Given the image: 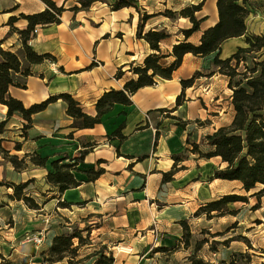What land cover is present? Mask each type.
I'll list each match as a JSON object with an SVG mask.
<instances>
[{
    "label": "crops",
    "instance_id": "0c3cea01",
    "mask_svg": "<svg viewBox=\"0 0 264 264\" xmlns=\"http://www.w3.org/2000/svg\"><path fill=\"white\" fill-rule=\"evenodd\" d=\"M55 1L58 5L65 4L61 22L38 26L36 35L29 40V44L39 53L54 54L57 60L33 64L32 73L25 79L26 85H11L9 92L23 101L26 107L40 103L51 95L69 92L81 103L84 111L91 115L97 114L96 103L105 91L122 89L127 81L136 79L138 75L130 68L143 64L145 57L155 52L144 38L137 37L140 5L148 9L147 5L154 2L157 6L156 12H147L153 16L146 23L161 16L170 20L172 18L163 12L166 9L177 11V8L171 6L173 0H139L138 8L129 6L118 10L111 7L115 0L97 1L88 10H72L73 5L67 6L70 0ZM200 2H204L200 12H205L201 16L205 19L201 23V29L189 38L195 44L200 42L203 30L218 20L217 0H199L198 3ZM98 3L101 5L95 7ZM46 7L43 0H0L2 46L13 51L23 47L19 34L11 32V25L8 24L11 16L39 12ZM207 8H216V18L208 24L210 17ZM173 20L171 22H175ZM27 24V20L23 18L15 22V26L20 29L26 28ZM159 27L168 29L169 26L163 24ZM152 28L156 26L147 30ZM196 36L197 39H194ZM237 38L239 37L227 40L223 49L229 41ZM183 39L182 31L169 32V36L161 42L162 53H169L173 44ZM165 41L168 42L163 45ZM213 57L214 54L199 57L187 53L171 79L157 77L154 85L141 87L131 96V104L116 103L102 117V122L91 128L75 127L74 118L67 113V104L62 99L51 102L44 110L32 115V121L26 129L27 135H23V126L28 121L20 112H15L8 119L5 131L0 133L2 144L11 154L23 157L27 153L37 152L41 156H47L49 160L46 167L29 162V166L21 171L14 166H7V169H11L10 176L15 178L11 182H26L42 175L43 180L51 186L49 192L54 195L53 199L59 203L68 202L70 205L66 209L74 217H101L100 225L93 231H98V239L103 241L102 244L108 243L115 235L119 240H127L126 227L137 226V236L134 238L142 245L141 251L147 250L149 246L156 256L167 253L171 264L177 262V259L184 264H192L189 259L195 252V230L192 223L195 224L204 216H196V211L207 202L232 193L231 190L222 189L223 183L237 182L242 188L238 180L212 178L213 173L208 177L201 167L213 159H219L218 167L225 166L219 156L201 155V152L214 150L205 139L206 135L213 132L205 134L201 140L190 137L189 128H184L181 124L182 121L188 122L200 117L196 101L186 96L188 90L183 87L181 80L199 72L205 59H210L212 64ZM173 60V56H166L161 59V63L169 65ZM120 69L123 70V75L117 77L116 73ZM180 94L182 99L178 104ZM229 106L231 120L228 124L235 114L231 96ZM191 109H195L197 114L183 115L185 112L191 113ZM7 112L8 107L0 102V122L7 118ZM122 124L121 133L124 137H109ZM17 143L21 144L20 149L15 148ZM194 143L199 145V151L193 149ZM81 152H84V159L79 161L78 170L75 171V176L80 181L78 186L62 193L47 182L46 176L48 170L52 169V160L66 158L65 161H70ZM90 168L103 169V172L91 181L86 173ZM173 168L176 170L174 178L163 182V172ZM13 202L20 204L22 200L12 199L11 202H6V206L11 207ZM159 203L162 204L160 208ZM182 220L188 221L193 232V239L188 247L183 241ZM155 224L166 226L164 230L167 234L156 236L152 228ZM92 238L96 241L93 235ZM107 245L115 253L113 264H117L119 247ZM161 247L167 249L164 251ZM122 263L137 264V250L127 253Z\"/></svg>",
    "mask_w": 264,
    "mask_h": 264
},
{
    "label": "trees",
    "instance_id": "16d2710c",
    "mask_svg": "<svg viewBox=\"0 0 264 264\" xmlns=\"http://www.w3.org/2000/svg\"><path fill=\"white\" fill-rule=\"evenodd\" d=\"M47 7L39 12L19 16H11L8 24L11 25V32H17L22 40L21 50L13 51L5 49L2 46L3 40H0V102L8 107L7 118L0 122V133L5 131L8 119L15 113L20 112L28 121L24 124L26 129L32 121V115L44 110L51 102L62 99L67 104V113L74 118V126L79 128H91L102 122V117L109 112L116 103L131 104V96L141 87L154 85L157 77L171 79L173 73L178 69L187 53H192L199 57H207L214 54L212 64L214 67L228 77V87L232 90L231 103L234 107V117L230 124L217 128L213 133L206 135L205 139L214 150L201 152L204 157L219 156L224 167H218L214 170L212 178H222L228 180H238L245 191L250 192L261 185V188L252 195L258 200L264 196V35L248 34L247 18L252 13L253 2L255 0H217L218 20L217 22L203 30L200 42L195 44L189 41V38L201 29V23L205 17H198L197 13L203 8L204 2L192 4L182 8L179 11L166 9L163 14L175 18L178 15L184 16L191 21L189 28L182 30L184 39L174 43L172 50L162 53L161 42L169 36L165 28L150 29L144 31L145 23L153 16L144 14L141 17V23L138 26L137 37L144 38L151 48L155 50L145 57L143 64L132 66L131 70L138 75L126 82L122 89H110L105 91L96 103L97 114L91 115L84 111L81 103L69 92H62L51 95L40 103H35L26 107L23 101L13 97L10 92L11 85L25 86V79L32 73L33 64L45 61H56L57 57L50 53L37 52L30 44L29 40L36 35L38 26H45L61 22V16L66 9L65 4L58 5L55 0H43ZM80 6L71 7L72 10L89 9L93 3L102 0H77ZM139 0H115L111 7L114 10L123 7L134 6L138 8ZM27 20V27L20 29L15 26L19 19ZM246 36V44L238 46L236 50L228 57H222L223 44L235 37ZM173 56L174 60L169 65H164L160 61L163 57ZM197 75L199 72L196 73ZM188 79H182L184 88L192 86L197 75ZM123 75V70L116 73L117 77ZM181 95L177 98V103H181ZM119 126L109 137L123 138ZM0 152L3 157L12 162L16 170L21 171L27 167V158L41 167H46L49 158L41 156L39 153H27L23 158L17 154H11L10 150L1 146ZM193 149L199 151V145L193 144ZM15 148L20 149L21 144L17 143ZM84 159V152L70 161L66 158H57L51 161L52 169L48 170L46 180L60 192L76 187L80 181L75 176L78 170V163ZM175 168L168 172H163V182L172 180L175 174ZM103 172V169L96 170L90 168L86 171L89 180L97 179ZM32 180L26 182H0V185H7L13 188V193L8 196L13 200H22L30 208L40 209V204L29 196L25 189ZM247 196L240 194H226L218 199L207 202L201 206L195 213L196 216L206 214L213 218L212 213L219 211L220 214L235 213L229 210L228 205L237 201H247ZM61 205L69 207L68 202H60ZM219 214V215H220ZM184 229L183 241L186 247L190 246L192 232L187 220H182ZM220 234V233H219ZM219 234H215L219 235ZM78 239V244L75 243ZM207 238L200 240L196 250L207 242ZM85 238L81 232L62 233L53 238L48 253H44L45 262L54 264L65 258L69 259L70 264H74V257L78 255L79 248L84 245ZM161 250L167 248L161 247ZM108 245L104 244L100 250L92 252L88 258L98 256L95 264H113L115 257ZM192 264H239L240 259H244L246 264H251V256L245 252H234L229 261L221 260L214 263L199 256L197 253L189 256ZM78 264V263H77Z\"/></svg>",
    "mask_w": 264,
    "mask_h": 264
},
{
    "label": "rangeland",
    "instance_id": "374dc122",
    "mask_svg": "<svg viewBox=\"0 0 264 264\" xmlns=\"http://www.w3.org/2000/svg\"><path fill=\"white\" fill-rule=\"evenodd\" d=\"M172 2L171 6L177 8L175 10L179 11L188 5L198 3L199 0H173ZM72 5L80 6V3L77 0H70L67 3V6ZM100 5L101 3H98L94 6L99 7ZM147 6L148 9H145L142 4L140 5L141 10L138 14V26L141 23L142 15L147 12L151 13L157 11V6L154 2H151ZM206 11L208 17H210V20L207 21L208 24L215 20L216 8H207ZM202 14H205V12L197 13L198 17H201ZM173 19H175V22H171ZM163 24H168V29L165 28L168 33L180 32L183 30L182 28L185 29L187 26H190L191 21L178 14L175 18L170 20L164 19V16L156 17L151 19L148 23H145L144 31H148L147 29L153 25L156 26L154 29L161 28L159 26H162ZM247 26L248 34L264 35V0H255L253 2V10L247 18ZM194 39H197V36L194 37ZM245 39L246 36H242L229 41L224 46V49L222 48L221 56H230L238 46H244L246 44ZM166 42L168 41H165L163 45H166ZM210 62V59L202 61L198 70L199 74L197 75V72L195 73L197 77L194 84L187 87V95L185 91L186 96L191 100L196 101L200 117L188 121L189 123L181 122L182 127L189 128L190 137L193 136L195 138H200L201 140L204 138L205 134L214 132L221 126L228 125V122L231 120L229 99L232 90L228 87V77L217 71L214 65ZM188 114L196 115L197 113L195 109H191V113H183L184 116H188ZM186 123L189 124L188 127ZM1 146L5 147L2 142ZM23 157L19 156L20 159ZM26 160L28 167L30 164L29 162L31 161L28 158ZM218 160L219 159H213L206 162L204 167L201 166L208 177L210 174L214 173L216 168H218ZM0 166L1 181L11 182V180L15 179L9 174L11 169H7L8 167H13L12 162L4 158L1 152ZM3 173L5 176H3ZM208 177L206 179H208ZM43 178L42 175L34 177L31 179L32 183L29 188L27 187L25 189L29 196L33 197L36 202L40 203V209L30 208L24 201L20 204L13 202L11 207H7L6 202L12 201L8 196V192L13 193V188L8 187L7 185L0 186V264H49L45 262L43 254L48 253L51 246H49L51 237L54 234V236L62 233L71 234L76 231L81 232L82 236L85 238V242L84 245L79 248L78 255L74 257V264H95L94 260H96L98 256H94L93 258H88L86 256H89L92 252L100 250L104 245L102 244L103 241L98 239V231H93V229H97L100 225L101 217L94 216L92 218V215H76V217H74L69 209H66V206L61 205L57 200L53 199L54 195L49 192L51 191V186H48ZM16 180L19 179L16 178ZM7 187L11 189L8 190ZM223 188L231 190L232 193L230 194L245 195L248 199L247 201H237L236 203L234 202L228 205L229 210H233L235 213L220 214L219 211H214L212 213L214 218L211 220H209L206 214H203L204 216L200 220H197L195 224L192 223L193 230H195V238L193 241V248L195 247L194 253L204 257L206 260L219 263L221 260L229 261L233 253L236 251L245 252L251 256V264H264V197H262L261 200H258L256 196L254 197V195H252L261 188V185L250 192L242 189L240 183L237 182L223 183L222 189ZM47 201L49 203H47ZM45 203H47L46 206ZM158 207H162V204L159 203ZM72 219L74 221H72ZM152 228L154 229V234L158 237L167 234L164 230L166 229V226L155 224ZM126 229L127 240H119L115 235L110 238L108 243H106V245H117L119 247V249L117 248V264H121V261H125V255L127 253H133L135 250H137V264H171L167 253H160L156 256L153 254L152 249H149V246L147 247V250L145 249L141 251L142 245L140 246L134 238L137 236V226L130 225L127 226ZM215 234L219 235L214 236ZM37 235L43 236L44 241L42 244L37 245L34 242L28 243L30 245L25 244L28 237ZM92 235L96 241L93 240ZM131 236L133 239H131ZM204 238H207L208 241L202 244L197 252V244ZM191 239H193V232ZM74 240L75 243L78 244V239L75 238ZM122 241L123 243H120ZM152 246L153 244L151 247ZM131 248L135 249L132 250ZM154 248L156 247H153V249ZM109 252L110 249L106 250L107 255H109ZM112 252L115 257L113 250ZM139 253L140 255L138 256ZM55 264L70 263L69 259L65 258ZM172 264L184 263L180 259H177V262L174 261ZM239 264H246V261L240 259Z\"/></svg>",
    "mask_w": 264,
    "mask_h": 264
},
{
    "label": "built area",
    "instance_id": "2783aa9c",
    "mask_svg": "<svg viewBox=\"0 0 264 264\" xmlns=\"http://www.w3.org/2000/svg\"><path fill=\"white\" fill-rule=\"evenodd\" d=\"M43 241H44L43 236L37 235V236L28 237L25 243L34 242L35 244L40 245L43 243Z\"/></svg>",
    "mask_w": 264,
    "mask_h": 264
}]
</instances>
